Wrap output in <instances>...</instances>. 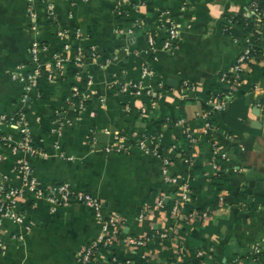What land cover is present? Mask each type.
<instances>
[{
  "label": "crops",
  "instance_id": "crops-1",
  "mask_svg": "<svg viewBox=\"0 0 264 264\" xmlns=\"http://www.w3.org/2000/svg\"><path fill=\"white\" fill-rule=\"evenodd\" d=\"M47 1L54 18L40 0L32 5L34 17L29 0H0V115H24L37 151H11L21 139L20 126L1 123L0 132L11 141L0 140V185L6 179L24 186L16 167L28 162L42 185L69 183L100 197L104 213L121 217L124 225L95 264H107L112 254L134 264H231L237 258L239 264H264V17L256 37L261 59L242 75L206 137L200 113L207 98L225 89L220 78L250 37L238 22L234 36L225 32L226 19L249 0ZM171 22L180 31L172 40ZM60 30L66 34L59 36ZM35 40L48 47L43 73L65 43L82 47L86 59L80 68L66 62L55 81L42 78L25 97L21 76L34 67ZM144 68L151 73L145 75ZM116 81L150 88L152 95L120 93ZM74 85L83 92L82 109ZM187 130L199 138L195 145L186 140ZM136 132H163L161 147L141 150ZM116 133L124 137L121 150L112 148ZM213 141L227 153L220 171L210 164ZM186 151L194 155L191 164L184 162ZM164 158L171 159L178 183L163 180ZM184 189L189 199L182 213L207 217L171 216L173 199ZM161 194L166 207L158 210ZM18 208L23 222L6 218L0 225V264H79L83 249L102 233L83 203L52 205L27 193ZM128 236L150 239L132 247Z\"/></svg>",
  "mask_w": 264,
  "mask_h": 264
},
{
  "label": "built area",
  "instance_id": "built-area-1",
  "mask_svg": "<svg viewBox=\"0 0 264 264\" xmlns=\"http://www.w3.org/2000/svg\"><path fill=\"white\" fill-rule=\"evenodd\" d=\"M30 1V11L31 15L34 17L33 12V3L36 0ZM46 3V9L49 15V18H54V6L50 4L47 0H40ZM230 2L236 3L238 0H229ZM261 0H249L248 4L242 9L241 12L236 13V15H242L245 18L251 19L255 24V30L250 32V37L246 38L247 44L243 48L240 55L236 58L233 67L230 71L224 72L220 78L221 82L226 86L225 89L218 91L216 94L207 98L206 107L200 113V116L204 119L205 124L202 129L203 136L210 137L213 131L212 119L217 114L224 110H226L228 100L235 89V86L239 83L240 78L245 73L246 70L252 65V63L256 62V55L254 54V49L252 47V38L256 35H260L261 33V21L264 17V8L261 7ZM234 13L226 19V25L224 27V31L228 32L230 35L234 36L232 33V29L234 25L237 23L238 19ZM35 28V26H34ZM130 33L131 31L128 30ZM57 34L59 36H64L66 31H58ZM180 31L177 25L174 22H171L169 26V35L170 39H175L179 36ZM76 36H81L80 30L76 31ZM253 36V37H252ZM252 37V38H251ZM149 43L151 46L154 45V39L149 37ZM170 45V41L165 43V47ZM48 50V47L45 44H42L39 40H35L31 46V61L34 64V67L30 69L26 74L21 76V79L24 80L25 90L27 97L28 93L31 90H35L39 87V83L42 78H45L48 82H53L57 79L58 74H62L65 72L64 65L68 61H73L76 67H81L84 64V60L86 59L84 49L82 47L73 48L69 43H65L62 50L60 52L54 54L53 63L48 68V70L43 73L42 71V54ZM91 55L93 57L96 56V52L92 51ZM151 73L150 69L144 68V74L147 75ZM13 78L17 79L16 75H13ZM90 84V82H89ZM116 85L118 91L120 93H128L132 92L133 94L141 95L147 94L152 95V90L150 88H144L142 85H138L136 83L128 84L123 81H116L114 83ZM113 86V84H112ZM194 89V86H192ZM73 96L79 99V109H82L85 106V101L83 97V92L79 85H74ZM126 110H129V105L126 106ZM145 109H143V113ZM1 123H16L20 126L21 139L11 145V151H25L29 154H35L36 148L32 143L31 133L28 130L27 126L24 125V115H21L16 119V117H9L6 115H0V124ZM210 134V135H209ZM135 136L138 137V147L145 152H155L158 148L161 147L164 133L163 132H136ZM124 139V137L119 136L116 133L115 142L112 144V148H116L121 150L124 148V145L120 142ZM198 137L191 132V130H187L186 132V140L189 144L195 145L198 141ZM210 139V138H209ZM0 140L9 144L11 141L10 137L4 136L0 132ZM212 141V139H210ZM213 153L210 158V164L212 167L218 171L223 169L222 164L219 162L220 160H225L227 158V153L222 150L220 145L217 142H212ZM193 154L190 152L183 153L184 162L191 164ZM170 165L171 159L164 158L163 159V168L162 175L163 180L169 183H178V177L172 175L170 173ZM17 171L22 174L23 180L25 182L24 186H16L9 181H3L0 185V225L3 222V219L9 218L15 222L21 223L23 222V216L18 211V207L20 204V200L27 193L34 195L35 197L44 198L52 205H62L67 206L72 203H83L88 206L94 213L95 217L101 222L102 225V233L96 241L92 242L90 245L85 247L79 256V264H95L96 259L99 254L108 250L110 245L117 238V234H119L120 230L123 228V219L117 215L113 214H105L104 213V203L102 199L90 192L87 191H76L71 184L69 183H57L51 185H42L37 177L34 175L33 170L28 162H22L17 167ZM189 199L186 189H184L181 197H177L173 199V206L171 210V216L176 219H187L192 220L195 218L207 217V212H197L193 211L188 213V215L182 213V209L184 206V202ZM166 196L160 195L156 201V208L158 210L164 209L166 207L165 204ZM147 212V211H146ZM146 212H142L140 214V219L142 220L146 216ZM161 238L167 237L166 232L158 233ZM150 239V237H131L128 236L125 239L127 245L132 247H141L147 243L146 240ZM3 243L0 241V252L3 251ZM260 248L256 247L255 251L257 253L260 252ZM255 252V253H256ZM107 264H134V262L130 259L120 261L114 254L111 255L110 260ZM166 264V263H165ZM231 264H239V258L234 259Z\"/></svg>",
  "mask_w": 264,
  "mask_h": 264
},
{
  "label": "trees",
  "instance_id": "trees-1",
  "mask_svg": "<svg viewBox=\"0 0 264 264\" xmlns=\"http://www.w3.org/2000/svg\"><path fill=\"white\" fill-rule=\"evenodd\" d=\"M260 4H261V7H263L264 8V0H261V2H260ZM237 19H238V23H237V25H239L240 27H243L244 29H245V33H250V32H253L254 30H255V24H254V22L251 20V19H249V18H245L244 16H242V15H238L237 16ZM233 32L235 33V29L233 30ZM256 35L252 38L253 40H252V47H253V49H254V54L256 55V61H258V60H260L261 59V56H262V54H263V52H262V50L260 49V47H259V42L257 41V39H256ZM255 63H252V66L254 65ZM157 127H159V126H157ZM169 204L167 203V206H168ZM106 253H107V249L106 250H104ZM112 254V253H111Z\"/></svg>",
  "mask_w": 264,
  "mask_h": 264
},
{
  "label": "water",
  "instance_id": "water-1",
  "mask_svg": "<svg viewBox=\"0 0 264 264\" xmlns=\"http://www.w3.org/2000/svg\"><path fill=\"white\" fill-rule=\"evenodd\" d=\"M263 113H264V111H263ZM262 121L263 122H262L261 128L264 129V117L262 118Z\"/></svg>",
  "mask_w": 264,
  "mask_h": 264
}]
</instances>
